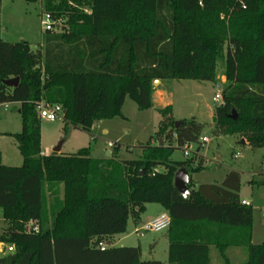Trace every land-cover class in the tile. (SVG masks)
<instances>
[{
	"label": "trees",
	"instance_id": "16d2710c",
	"mask_svg": "<svg viewBox=\"0 0 264 264\" xmlns=\"http://www.w3.org/2000/svg\"><path fill=\"white\" fill-rule=\"evenodd\" d=\"M40 1L44 12L64 21L60 31H45L38 57L27 41L0 40V51L13 53L0 56V100L19 103L22 130L13 136L23 157L10 166L0 153L7 223L0 241L15 246L0 264H210L212 246L225 264H232L225 252L234 246L247 248L243 264H264V244L252 243V207L240 198L239 172L230 171L221 184L191 180L192 195L183 197L174 186L176 171H202L204 158L172 160L174 148L160 145L165 126L134 159H118L117 143L111 158L92 157L90 146L43 155L37 110L40 100L59 104L66 136L71 128L90 131L97 121L123 116L127 97L150 109L157 79L216 83L222 61L229 84L214 121L229 123L226 134L251 132L250 143L263 146L264 0ZM15 77L16 87L5 84ZM233 110L236 119L229 118ZM165 119L179 147L198 142L201 123ZM149 203L170 214L167 262L143 260L140 246L98 247L125 233L130 217L138 221ZM32 219L40 221L39 233L26 231Z\"/></svg>",
	"mask_w": 264,
	"mask_h": 264
},
{
	"label": "rangeland",
	"instance_id": "374dc122",
	"mask_svg": "<svg viewBox=\"0 0 264 264\" xmlns=\"http://www.w3.org/2000/svg\"><path fill=\"white\" fill-rule=\"evenodd\" d=\"M43 18L44 9L40 0L37 2L0 0V40L10 44L27 41L34 57H38L39 51L44 48V44L43 47L40 46L45 37ZM59 19L61 23L57 25L56 31L61 30L64 21L62 18ZM9 54L13 53L8 50L0 51V56ZM223 67V62L220 61L216 81H225V87H227L229 82L223 73ZM161 87H166L172 102V105L166 106H173L166 116H162L158 102L154 103L150 109L140 110L137 104L127 97L122 108L123 116L104 120L106 127L110 129L106 134L94 124L90 131L77 130L70 133L71 128L66 136L63 120L48 121L42 118L43 146L55 147L61 140L66 139L62 151L64 155L76 153L79 149L90 146L94 157L111 158L113 156V148L109 145L111 141L121 146L118 159H134L141 154L140 147L154 139L152 137H155L160 126H165L162 139L165 146L171 145L174 148L171 159L184 161L189 158L177 145L174 130L167 124L165 118L171 115L175 123L179 120H195L203 125V129L198 142H192L191 146L194 152L199 151V156L204 158L205 168L199 172H190L192 183L195 186L202 183L221 184L230 171H239L240 194L251 202L252 207L253 222L250 227L252 243L264 244V145L257 147L251 144L249 141L251 132L226 134L230 127L229 123L217 126L212 113L218 106L213 100L215 90L213 82L193 79L159 80L157 83L154 81L153 97L154 92ZM6 130L8 132L21 130V120L14 105L8 111L0 109V152L5 157V164L19 166L23 162V157L18 149V141L13 135L5 134ZM203 136L210 138V141L203 144ZM235 154L239 155L238 158L234 157ZM158 168L159 171L165 170L163 166ZM156 206H149L146 217L152 216L158 210ZM144 217L145 215H143V221ZM0 218H2L1 214ZM143 223L140 219L134 221L130 217L128 229L120 237H125L126 246L141 245L143 260L166 261L168 245L165 239L168 230L161 232L135 230L136 226L140 229ZM227 253L232 264H243L248 258V251L244 246L231 247ZM211 258V264H225L215 248L211 249Z\"/></svg>",
	"mask_w": 264,
	"mask_h": 264
},
{
	"label": "built area",
	"instance_id": "2783aa9c",
	"mask_svg": "<svg viewBox=\"0 0 264 264\" xmlns=\"http://www.w3.org/2000/svg\"><path fill=\"white\" fill-rule=\"evenodd\" d=\"M60 23H61L60 19L56 18L51 13L44 12V18L42 19V25L45 31L46 30L56 31L57 25H59ZM214 89L215 90H214L213 100L214 102L217 103V105H222L223 104V91L225 89V81H217L216 83H214ZM12 104H13L12 102L0 100V109L7 111L9 110ZM37 110L39 112L40 117L47 119L48 121H57V120L64 119V110H63V107L59 104H51L45 100H40L37 103ZM209 141H210V138H208L207 136L202 137L203 144ZM191 144L192 142H186L183 146H181V149L183 150L184 155L188 158L193 157V156L198 157L199 151L194 152L192 150ZM109 145L113 146V143H109ZM238 156H239L238 154L234 155L235 158H238ZM242 203L245 205H251L250 201H247V200H242ZM170 225H171L170 214L168 211H166L154 217L153 219L149 220L140 229H137V231L145 230V231H151V232H161L164 230H168ZM26 231L30 233H39L40 221L38 219L30 220L26 225ZM98 247L102 250L106 248L103 242H100L98 244Z\"/></svg>",
	"mask_w": 264,
	"mask_h": 264
},
{
	"label": "crops",
	"instance_id": "0c3cea01",
	"mask_svg": "<svg viewBox=\"0 0 264 264\" xmlns=\"http://www.w3.org/2000/svg\"><path fill=\"white\" fill-rule=\"evenodd\" d=\"M43 44H44V42H41V44H40V46H42L43 47ZM42 51H43V49H42ZM153 100H154V103H160V107H159V109H161V108H163L164 106H166L167 104H171L172 105V102H171V100L169 99V97H168V92H167V90H166V87H161L159 90H157V91H155L154 92V97H153ZM16 106V108H17V112H18V116H19V118H20V120H21V115H20V111H19V103H13L11 106ZM11 106H10V108H11ZM9 108V109H10ZM172 108H173V106H172ZM2 110V109H1ZM8 111V110H7ZM213 113V116H214V111L212 112ZM179 121H183V120H179ZM105 122L106 121H104V120H101V121H98V122H96L95 123V125L94 126H96L97 128H101L102 129V132L103 133H108L109 132V128L108 127H106V125H105ZM101 125V126H100ZM21 130H22V121H21ZM21 130L19 131V132H12V131H10V132H8L7 130L4 132L5 134H8V135H13V134H17V133H20L21 132ZM73 130V131H72ZM72 130L70 131V133H72V132H74V131H77V130H80V129H74V128H72ZM43 137H44V131H43V128L41 129V148H42V154L43 155H49V154H51L52 152H53V149H54V147H52V146H49V145H47V146H43ZM66 139H65V142H64V144H63V146H62V149H61V152L60 153H62L63 154V149H64V145H65V143H66ZM109 143H112L111 141H109ZM249 146V145H248ZM95 151V150H94ZM1 153V158H2V162H3V164H5V162H4V160H5V157H4V155H3V153L2 152H0ZM140 153H141V149H140ZM139 153V154H140ZM91 155H92V157H94L93 155V150H92V152H91ZM7 165V164H6ZM158 170H159V168H158ZM236 171V170H235ZM237 172H239V171H237ZM240 173V172H239ZM241 176V175H240ZM64 189V187H63V185H60V197L62 198L63 197V190ZM241 189V188H240ZM241 191V190H240ZM241 192H239V195H240V198H241V200H247V199H245V198H243L242 196H241V194H240ZM48 194H49V192H48ZM247 201H249V200H247ZM251 203V202H250ZM157 205V206H156ZM149 206H156V208L158 209V210H156V212L152 215V216H150V217H146V213H147V211H148V208H149ZM167 210L164 208V206H162L161 204H155V203H149V204H146V206H145V211L143 212V213H141V215H140V222L141 223H143V225L145 224V223H147L149 220H151V219H153L154 217H156V216H158L159 214H161V213H163V212H166ZM0 214L2 215V209H0ZM143 215H145V217H144V221H143ZM135 221V220H134ZM7 226V223H6V221L3 219V217L2 218H0V227L2 228V231H3V229L5 228ZM138 228H137V226L135 227V230H137ZM139 232V231H138ZM126 233V232H125ZM125 233H122V234H117V235H114V236H111V237H109V238H107L106 240H103L102 242L104 243V245L106 246V248H109V247H121V246H126L127 244H125L124 243V240H125V237H120L121 235L123 236ZM1 234V233H0ZM165 242H167V245H168V250H169V238H168V234L166 235V239H165ZM140 247H141V258L143 259V249H142V246L140 245ZM212 248H215L217 251H218V253H219V257H220V259L221 260H223L224 262H225V260H224V258L222 257V255H221V253H220V251L215 247V246H212ZM211 248V249H212ZM231 248H228L227 250H226V252H225V254H228L227 252H228V250H230ZM15 252V246L13 245V244H9V243H6V242H3V241H0V257H3V256H6V255H9V254H12V253H14ZM211 255V254H210ZM168 261V253H167V260L166 261H164V262H167ZM211 262H212V258H211ZM211 264V263H210Z\"/></svg>",
	"mask_w": 264,
	"mask_h": 264
},
{
	"label": "water",
	"instance_id": "95a60500",
	"mask_svg": "<svg viewBox=\"0 0 264 264\" xmlns=\"http://www.w3.org/2000/svg\"><path fill=\"white\" fill-rule=\"evenodd\" d=\"M19 77L11 78L5 81V84L10 87H16L19 83ZM159 82V80H155V83ZM229 118L236 119V111L233 110L232 113L229 115ZM182 123V121H176L175 125L178 126ZM65 140H61L57 146L54 147L53 152L60 153L62 146L64 144ZM160 145L163 146L164 142L163 139L160 141ZM142 173V171H141ZM191 182L190 179V171H188L187 168L182 167L178 169L174 176V186L178 189L180 194L187 198L192 195V190L189 187V184Z\"/></svg>",
	"mask_w": 264,
	"mask_h": 264
}]
</instances>
